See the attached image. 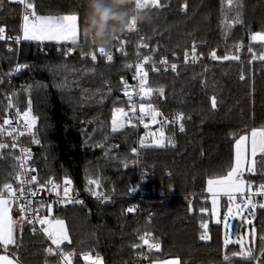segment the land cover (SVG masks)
Segmentation results:
<instances>
[{
  "label": "trees",
  "instance_id": "1",
  "mask_svg": "<svg viewBox=\"0 0 264 264\" xmlns=\"http://www.w3.org/2000/svg\"><path fill=\"white\" fill-rule=\"evenodd\" d=\"M29 2L39 16L78 15L80 37L74 45L18 44L15 37L21 36L23 5L0 0V27L5 29L0 35L6 38L0 39V124L10 119L11 92L22 113L28 111L30 101V115L37 124L28 141L33 143L32 133L40 141L34 155L40 182L68 178L84 199L82 205L46 208L47 216L52 210L53 221L64 222L68 240L60 248L71 253V264H84L85 254L101 256L104 264H135L139 247L134 245L144 243L142 236L149 244L160 245L150 254V264L167 260L264 264V208L259 207L264 197L257 195L264 185V153L256 158V173L246 176L253 192L244 201L238 199L242 205L249 199L258 204L251 257H241L238 246L224 244L223 228L212 222L206 192L209 179L232 169L234 143L252 131L264 130V61L253 59L254 54H264V45L252 39L264 32V0H232V4L228 0H160L163 7L149 4L138 11V18L150 17L138 22V32L127 31L134 17V0ZM121 26L122 31H112ZM194 44L198 64L191 62ZM98 47L113 53V58L108 61ZM213 51L218 57L238 55L240 59L214 60ZM145 56L156 63L146 68L153 101L163 114L183 113L188 122L176 148L144 149L134 155V126L113 132L112 119L115 109L127 106L121 91L131 81L128 65ZM162 60L175 63L176 71ZM20 65L26 67L13 76ZM161 87L163 96L156 91ZM0 143L9 145L0 149L2 189L4 183L17 185L19 163L11 137L0 134ZM133 160L135 168L125 171L124 163ZM89 180L99 181L108 199L89 198V190L97 187ZM139 188L147 196L140 208L127 212L138 205ZM228 203L223 202V211ZM24 224L14 244L6 250L0 245V254L18 264H63L59 255L47 253L45 238ZM202 224H207L206 230ZM205 231L208 239L202 240Z\"/></svg>",
  "mask_w": 264,
  "mask_h": 264
},
{
  "label": "snow or ice",
  "instance_id": "2",
  "mask_svg": "<svg viewBox=\"0 0 264 264\" xmlns=\"http://www.w3.org/2000/svg\"><path fill=\"white\" fill-rule=\"evenodd\" d=\"M20 4L24 6L25 14L23 16V25H22V36L15 37L17 42L20 40L24 41H43V40H58L61 37H64L65 39L70 38L72 43H76L78 36H79V16L76 14L72 15H65V16H59V17H52V16H39L36 15L34 11V5L33 3L29 2V0H17ZM229 4H232V0H228ZM151 4L152 7H163V5L160 4V0H142V3L137 5L138 9H144L147 8ZM186 8V5L184 6ZM237 7H239V3L237 4ZM32 10V11H29ZM239 15V13L237 14ZM31 17V19H30ZM236 22H240L239 19H237ZM136 24H130L128 27V30L131 31L135 28ZM5 29L3 27H0V34L4 33ZM259 37L261 40H264V34H254L253 40L257 39ZM3 35H0V39H3ZM119 38L116 37L114 40H118ZM123 41H120L121 46H123ZM143 47H147L146 44L142 45ZM239 49V46H237V50ZM98 51L101 54L107 55L105 52V48L98 47ZM251 52V49H249ZM67 54H71V49ZM85 55H91L92 60L96 59V55L93 53H88ZM192 55V63H195L198 59L197 53H196V46L195 44L192 47L191 50ZM210 56L214 60H239L240 57L238 55H224L223 57H218L216 55V52L213 51L210 53ZM107 59L110 61L112 59L111 55H107ZM253 59H260L264 61V54L260 55H253ZM150 60V57L145 56L143 58V63L136 65V71H137V78L139 79V91L137 92L138 95H142V97H150V95L153 92V89L150 87H145L147 83V72L143 70V64L148 63ZM188 53H185V63H188ZM162 64L167 65L166 60L161 61ZM23 67V65L17 66L16 71H20ZM131 67V65H129ZM172 71H176L177 65L171 64L170 65ZM157 70V69H154ZM241 79H244V76L241 75ZM136 91L135 89L130 90L128 88V85L125 82V95L128 97V100L131 104L130 111L132 113L136 112V104L133 101L132 92ZM158 93L163 96L164 89L161 87L157 89ZM12 107L11 100L9 101V108ZM212 107H216V99L215 97H212ZM139 112L142 114L139 119L141 122H143V115H151L152 122H157V117L162 116V113L157 111L155 108L152 107L151 104L145 105L144 103H141L139 105ZM31 102L29 101V109L28 111L24 112L23 118H24V127L31 131V129L34 127L36 123V117L31 116ZM114 113H119L122 117L127 116L128 113L125 112L123 108H118L114 110ZM184 120L183 113L178 114L171 123H178L179 124V131L183 132L184 125L183 123H180V121ZM131 123V119L128 121ZM12 120L11 119H4L3 123L0 124V134H6L7 136H10L13 138V141L16 139V133L17 135H24V132H18L17 128H12ZM164 123H169V121H164ZM112 131L117 132L120 130V127L122 126L119 124V122L116 119V116L114 114L113 121H112ZM5 126H9V129H6ZM134 126V125H133ZM146 128L148 127V124L144 125ZM33 135V143L39 144L40 141L38 138L35 137V134ZM152 135H155L154 133ZM257 135H259L260 140L259 143L257 142ZM245 138L241 137L239 141H237V154H236V164L230 171L227 172L226 175L220 176L214 179L208 180V192L213 194V204H216L215 197L218 195V193L222 192L224 195L228 196L229 200L232 201L234 197L231 195L232 192H239L241 191V185L238 182L239 174H240V166L242 163V155H241V146L244 142ZM141 146H154V147H160L163 148L166 146L165 139H164V132L163 130L159 131L158 138L154 141L152 145H146L145 140L141 139L140 141ZM167 145L175 146L174 140L171 138L167 139ZM9 145L6 143H0V149H6ZM12 148H16L17 144L13 142L11 145ZM260 151L261 153H264V130H261L259 133L256 131H253L252 133V157L254 158L257 151ZM21 152L23 153L22 156L18 157L19 160V171L16 173L15 180L18 184L17 188H14L11 183H4L2 189H0V245L4 246L5 250L7 249L8 245H12L15 243V238L13 234L14 225L17 223H28L32 224L34 221L38 222L41 225H45L49 223L47 220V217L41 218L39 216L40 208H43L45 205L42 201H36L37 204H39V207H33V198L38 196L43 191H50L55 192L57 196L60 195L59 189L60 185H58L54 179H49L44 183H40L38 181V178L36 175H29L30 172H35L36 169L29 168L27 166V161L31 159V153L30 149L23 148L21 149ZM132 153L134 155L137 154V150L135 148L132 149ZM132 163H135V160L132 161ZM251 167H249V171H254L255 169V160L253 159L251 162ZM129 166L128 162L126 161L124 163V167L127 168ZM89 184H94L97 187H99V181L97 180H89ZM34 185L35 187H30ZM65 187L63 188V194L65 197L69 194V185H71V180L68 178H65L64 180ZM251 187V186H249ZM133 190V189H132ZM259 193H264V185H260L259 189L257 190ZM93 195H97L99 198L98 193L93 192ZM105 199H108V197H105ZM77 203H82L81 201H76ZM12 203H16L19 206V211L21 213V216L19 218V221H14L12 217L10 216V205ZM50 209V205L48 206ZM238 210H239V206ZM252 212H254V209L256 207L255 204H252L251 200L244 205V208H249ZM259 207L264 208V204H260ZM135 211L134 208L129 207L127 209V212H133ZM29 213H31V216H29ZM233 209L229 207L222 218L217 216L216 223L221 225L225 233L229 232L233 228V225L231 223L232 220L236 219V216L233 214ZM63 221L57 220L56 224L60 225L61 228L59 230V233H54L53 231H50L48 228H44L43 231L45 235L48 237V239L51 241L52 245H55V249L52 247H49L46 249L47 253L49 255H52L54 253H58L61 260L63 261V264H71L70 256L71 253H64L60 246L65 241L68 240V236L66 231L63 229ZM248 224H251L252 221L248 220ZM202 227L206 230L207 224H202ZM239 225L236 226L237 230H239ZM36 229H33L35 231ZM202 240L208 239L207 232L203 233L200 237ZM264 239V237H262ZM141 240L144 241L145 244H148L149 249H159L160 245L158 242L150 243L148 240H146L143 236L141 237ZM70 242V241H69ZM225 243L227 244L228 241L226 240ZM134 247H140V245H134ZM241 255L245 257H251L252 256V249H248L247 252H241ZM233 255H236L235 253ZM98 259V258H97ZM227 259V257H226ZM0 264H13V259L9 258L8 256H0ZM166 264H178V261H168Z\"/></svg>",
  "mask_w": 264,
  "mask_h": 264
},
{
  "label": "built area",
  "instance_id": "3",
  "mask_svg": "<svg viewBox=\"0 0 264 264\" xmlns=\"http://www.w3.org/2000/svg\"><path fill=\"white\" fill-rule=\"evenodd\" d=\"M140 3H142V0H134V17L131 19L130 24L135 23L136 26L133 30L129 31L127 28L128 32H138V11L141 9L137 8V5H139ZM31 11V10H29ZM25 14V9L23 6V11H22V22H23V16ZM31 19V17H30ZM128 25V27H129ZM3 39L2 40H6L5 35L3 34ZM18 44H21L22 41L20 40L19 42H17ZM107 55H111L113 58V53H108ZM107 58V57H106ZM108 60V59H107ZM192 60V59H191ZM109 61V60H108ZM151 58L149 60L148 63H144L143 64V70L146 72V68L149 65H153L156 66V63L151 62ZM200 61V59L198 58L197 61L193 64H198ZM143 63V58L141 60H136L132 63H130L129 65H131V67H129L132 70V77H131V81H128L126 84L128 85V88L130 90L135 89L136 91L132 92V96H133V101L136 104V112L132 113L130 111V107L131 104L128 100V97L125 95V85L123 90L121 91V93L125 96L126 98V102H127V106L125 107V112L128 113L127 115V119H131V123L132 125H134L135 128V144H136V150L137 153L140 150H144V149H161V150H169V149H174L176 148V146L178 145L179 139L181 138V136H183L186 131H187V122H188V117H186L184 114V120L180 121V123H183L184 125V131L180 132L179 131V124L178 123H171V121L174 120V118L180 114V113H174L171 115H165L162 113V116H158L157 117V124L155 126L152 127H147L145 129L142 128L143 124L147 123V122H152L151 119V115H143V122H141V120L139 119V117L142 115L139 112V105L141 103H144L145 105L147 104H151L153 108H155L157 111L161 112L160 109L158 108V106L156 105V103L153 101L152 97H142V95H138L137 92L139 91V79L137 78V71H136V65ZM171 64H175V63H168L166 66L170 67ZM128 65V66H129ZM159 65V64H158ZM165 65V64H164ZM17 68V67H16ZM171 68V67H170ZM18 73V71H16V69L13 71V76H15ZM145 87H148L147 83L145 85ZM11 100L12 103V107L10 108V115L9 118L12 120V128H17L18 132H24V135H17L16 133H14V135H16V139L15 141H13V138L11 137V141L12 143L15 142L17 144L16 149L18 150V157L22 156L23 153L21 152V149L23 148H27L30 149V153H31V159L27 161V166L29 168H34L36 169L35 172H30L29 175H36L38 178V181L40 182V178H39V174L37 171V167L34 164V155H35V151L39 148L40 143L36 144V143H32L29 144L30 141H28L31 138V131H29L28 129H26L24 127V118H23V113L19 110V108L17 107L16 101L13 97V93H10L9 99H8V105H9V101ZM164 121H169V123H164ZM37 124V122L35 123V125ZM163 130L164 132V139H165V144L166 146L163 148L160 147H154V146H145L142 147L141 146V139L145 140V144L146 145H152L154 143V141L158 138L159 136V131ZM155 135H152V134ZM171 138L172 140H174L175 142V146H171V145H167V139ZM19 163V160H18ZM19 171V169H18ZM65 180V179H64ZM64 180L63 181H55L58 185H60V195L57 196L55 192H50V191H43L41 192L38 196H36L35 198H33V207H39V204L36 203V201H42L43 204L45 205L43 208H40L39 211V216L41 218H44L45 216H47V211L46 208L49 205H70V204H79L82 205L84 203V199L76 192V188L74 183L71 181V185H69V194L67 197L64 196L63 194V188L65 187L64 185ZM41 183V182H40ZM44 183V182H43ZM14 188L18 187L17 185H13ZM30 187H35L34 185L30 186ZM141 187V186H140ZM98 189V190H97ZM101 184H99V187H96V189H91L89 190L88 196L89 198H91L92 200H96V201H102V200H106L105 197L106 196V190L101 191ZM93 192H96L99 195V198L97 195H93ZM257 195L260 196H264V193H257ZM147 196V194H144L140 191L139 188V192L138 194L135 196V199L137 200V206L133 205L132 208H134L135 210L137 208H140L141 202L142 200ZM247 195L242 196L241 200L244 201L246 199ZM76 201H81L82 203H77ZM13 207H17L19 209L18 204L16 203H12L10 205V208ZM29 216H31V213H29ZM26 223V222H25ZM28 224V223H27ZM29 226H31L32 228V233L34 234H41L47 243V248L52 247L53 249H55V245L51 244V241L48 239V237L45 235L44 231H43V227L44 225L39 224L38 222H33L32 224H28ZM33 229H36L35 231H33ZM46 248V249H47ZM159 249H149V246L144 244L142 242V244L140 245L139 249L135 252V258H137V262L135 264H150L149 262V256L151 253L156 252ZM59 255L58 253H54L53 255ZM86 264V263H84Z\"/></svg>",
  "mask_w": 264,
  "mask_h": 264
},
{
  "label": "rangeland",
  "instance_id": "4",
  "mask_svg": "<svg viewBox=\"0 0 264 264\" xmlns=\"http://www.w3.org/2000/svg\"><path fill=\"white\" fill-rule=\"evenodd\" d=\"M260 34H264V32L260 33ZM21 41L23 42L24 40H21ZM253 41L264 45V40H261L259 37H257V39H255ZM115 116H116V119L119 122V124L122 125L120 127L119 131L124 130L126 127L133 126L132 123L128 122L129 120L127 119V116L122 117L119 113H115ZM112 121H113V119H112ZM112 127H113V125H112ZM119 131H117V132H119ZM241 155H242V149H241ZM248 201L249 200H246V203ZM210 202H211L212 222L214 224H217L216 223L217 216L222 218L229 207H231L233 209L232 214L234 216H236V219L231 221L233 228L231 230H229V232H227V233H225V231L223 230V238H224V244L225 245H227V246H235L236 245L240 248L241 252L242 251L247 252L248 249H251L253 246H255L257 235H256L255 227H254V212L257 208V205H258L257 203H254L251 200L252 204L256 205L254 212H252L250 210V207L244 208V205H242L237 198H234L232 201H229V205L226 207L225 211H223L221 209L220 201L216 200V204L214 205L213 199L210 198ZM237 206H239V210H238ZM52 214L53 213L51 210L49 216H45V217H47V220L49 221V223L45 224L43 229L48 228L50 231H53L54 233L58 234L61 226L56 224V221H53L51 219ZM248 220H251L252 223L248 224L247 223ZM237 225L240 226L239 230H237V228H236ZM63 229L66 231L64 224H63ZM226 240L228 241L227 244L225 243ZM99 257H101V256H99ZM241 257H245V256L241 255ZM245 258H247V257H245ZM168 261H177V260L158 261V262H155L154 264H166V262H168ZM178 264H180L179 261H178Z\"/></svg>",
  "mask_w": 264,
  "mask_h": 264
},
{
  "label": "crops",
  "instance_id": "5",
  "mask_svg": "<svg viewBox=\"0 0 264 264\" xmlns=\"http://www.w3.org/2000/svg\"><path fill=\"white\" fill-rule=\"evenodd\" d=\"M46 17H48V16H46ZM52 17H59V16H52ZM22 25H23V22L21 24V36H22ZM79 37H80V33H79V36H78V39H77L76 43H72L70 38L65 39L64 37H61L58 40L25 41V42L58 43V44H71V45H74V44L78 43ZM255 131L257 133H259L261 130H255ZM252 133H253V131L250 134L244 136L245 140H244V142H243V144L241 146V149H242V163H241V166H240L241 170H240L239 179H238V182L241 185V191L232 192L231 193V195L234 198H237V199H241L242 196L250 195L253 192L252 186L247 181L246 176L256 173V158L260 154H262L258 150L256 155H255V157L254 158L252 157V153H251V149H252ZM256 139H257V142L259 143V140H260L259 135H257ZM239 140H240V138L237 141H239ZM237 141L234 143V165H233V167L236 164ZM253 159L255 160V169H254V171H249L248 169H249V167H251V163L250 162ZM249 186H251V187H249ZM207 189H208V186H207ZM206 192H207V197H208L209 201H210V198H212V199L214 198L212 193L208 192V190H206ZM215 199L217 201H220L221 207H222L223 202L226 203L227 201H230L228 196L224 195L222 192L218 193V195L215 197ZM9 214H10V216L12 217V219L14 221H19V218H20L21 214H20L19 209L17 207L10 208V213ZM24 227H25L24 223H22V224L21 223H17V224L14 225V229H13L14 238H15V234L17 232L20 233L23 230ZM0 256H7V255L0 254ZM8 257L11 258L10 256H8ZM98 258H100V257H98ZM11 259H13V258H11ZM13 264H18V263L13 259Z\"/></svg>",
  "mask_w": 264,
  "mask_h": 264
},
{
  "label": "bare ground",
  "instance_id": "6",
  "mask_svg": "<svg viewBox=\"0 0 264 264\" xmlns=\"http://www.w3.org/2000/svg\"><path fill=\"white\" fill-rule=\"evenodd\" d=\"M97 258L98 257H93L90 254H85L82 256V260L86 264H104L102 257H100L98 259Z\"/></svg>",
  "mask_w": 264,
  "mask_h": 264
},
{
  "label": "water",
  "instance_id": "7",
  "mask_svg": "<svg viewBox=\"0 0 264 264\" xmlns=\"http://www.w3.org/2000/svg\"><path fill=\"white\" fill-rule=\"evenodd\" d=\"M77 54H78V51H77V49H74L73 50V56H77ZM160 113H162V112H160ZM161 117V116H160ZM145 124H148V127H152V126H155L156 124H157V122H147V123H145ZM145 124H143V126H142V128L143 129H145L146 127L144 126ZM135 163H131V164H129V166L127 167V168H125L124 167V170L125 171H128V170H130V169H134L135 168Z\"/></svg>",
  "mask_w": 264,
  "mask_h": 264
},
{
  "label": "clouds",
  "instance_id": "8",
  "mask_svg": "<svg viewBox=\"0 0 264 264\" xmlns=\"http://www.w3.org/2000/svg\"><path fill=\"white\" fill-rule=\"evenodd\" d=\"M121 2H127V0H121ZM110 19H116V20H120L119 17H109ZM150 19V17H142V18H138V22H147ZM123 27L121 26L120 28H114L112 31L113 32H117V31H122Z\"/></svg>",
  "mask_w": 264,
  "mask_h": 264
}]
</instances>
